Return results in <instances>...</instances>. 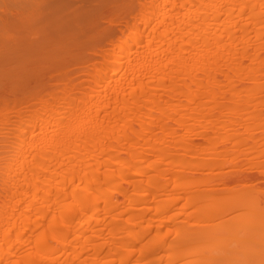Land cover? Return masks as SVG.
I'll list each match as a JSON object with an SVG mask.
<instances>
[{"label":"bare ground","instance_id":"6f19581e","mask_svg":"<svg viewBox=\"0 0 264 264\" xmlns=\"http://www.w3.org/2000/svg\"><path fill=\"white\" fill-rule=\"evenodd\" d=\"M0 264H264V0H0Z\"/></svg>","mask_w":264,"mask_h":264},{"label":"rangeland","instance_id":"374dc122","mask_svg":"<svg viewBox=\"0 0 264 264\" xmlns=\"http://www.w3.org/2000/svg\"><path fill=\"white\" fill-rule=\"evenodd\" d=\"M108 5L109 4L100 5V7H96L86 13H90V14L95 13L96 15H98L100 11L104 10L102 15L115 17L116 15L120 14L121 9L111 8L110 5L109 6ZM78 16H80V14H78ZM96 23H98V25L104 24V19H102L100 15H98V19L96 20ZM84 34L85 33H82L78 29H75L74 32H72V36L69 42L67 43V50L70 56L80 55L82 53L85 54L90 48L93 42L91 38L85 36ZM70 62H72V57H70Z\"/></svg>","mask_w":264,"mask_h":264}]
</instances>
